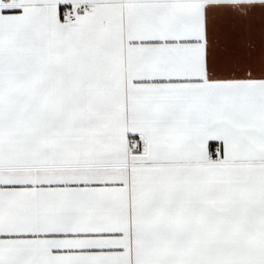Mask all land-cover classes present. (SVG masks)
Returning a JSON list of instances; mask_svg holds the SVG:
<instances>
[{
    "label": "snow or ice",
    "instance_id": "obj_1",
    "mask_svg": "<svg viewBox=\"0 0 264 264\" xmlns=\"http://www.w3.org/2000/svg\"><path fill=\"white\" fill-rule=\"evenodd\" d=\"M0 264H264V0H0Z\"/></svg>",
    "mask_w": 264,
    "mask_h": 264
}]
</instances>
